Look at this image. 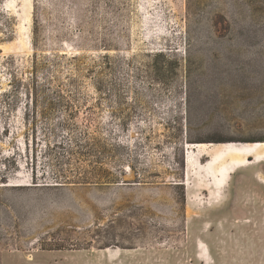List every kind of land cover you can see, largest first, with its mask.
<instances>
[{"label":"rangeland","instance_id":"obj_1","mask_svg":"<svg viewBox=\"0 0 264 264\" xmlns=\"http://www.w3.org/2000/svg\"><path fill=\"white\" fill-rule=\"evenodd\" d=\"M232 140L264 141V0H0V264H264V159L186 164Z\"/></svg>","mask_w":264,"mask_h":264},{"label":"bare ground","instance_id":"obj_2","mask_svg":"<svg viewBox=\"0 0 264 264\" xmlns=\"http://www.w3.org/2000/svg\"><path fill=\"white\" fill-rule=\"evenodd\" d=\"M187 145V167L190 168L194 162L191 148L198 150L199 156H209L210 159L202 164L203 169L212 174L219 188L227 184V179L234 171L250 163L251 157L256 161L264 159V141L242 143L232 140L222 144L197 142Z\"/></svg>","mask_w":264,"mask_h":264},{"label":"trees","instance_id":"obj_3","mask_svg":"<svg viewBox=\"0 0 264 264\" xmlns=\"http://www.w3.org/2000/svg\"><path fill=\"white\" fill-rule=\"evenodd\" d=\"M160 55H164V53H160ZM32 79L31 85H29V88L24 91V94L29 98L33 107L37 109L38 103L44 98L48 87L39 80L37 72L33 74Z\"/></svg>","mask_w":264,"mask_h":264}]
</instances>
